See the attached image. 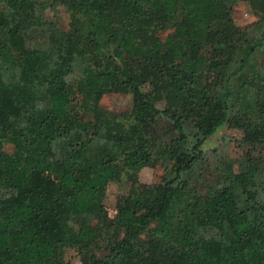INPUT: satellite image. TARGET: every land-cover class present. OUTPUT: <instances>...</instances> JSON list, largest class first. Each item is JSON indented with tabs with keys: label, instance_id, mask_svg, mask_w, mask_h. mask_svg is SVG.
Here are the masks:
<instances>
[{
	"label": "trees",
	"instance_id": "16d2710c",
	"mask_svg": "<svg viewBox=\"0 0 264 264\" xmlns=\"http://www.w3.org/2000/svg\"><path fill=\"white\" fill-rule=\"evenodd\" d=\"M239 2L257 20L235 25ZM109 93L128 109L102 107ZM221 127L238 157L203 151ZM110 182L128 186L112 218ZM70 248L80 264H264V0H0V264Z\"/></svg>",
	"mask_w": 264,
	"mask_h": 264
},
{
	"label": "rangeland",
	"instance_id": "374dc122",
	"mask_svg": "<svg viewBox=\"0 0 264 264\" xmlns=\"http://www.w3.org/2000/svg\"><path fill=\"white\" fill-rule=\"evenodd\" d=\"M47 18L55 25L61 28H66L68 23V14L61 6L52 9L47 13ZM258 15L252 11L247 2H239L233 8V21L237 26L248 25L257 20ZM140 67L146 69L149 62H140ZM73 77V75H72ZM130 96L121 93L104 94L99 98L98 103L112 111H124L128 109ZM240 139V132L234 129H227L225 127L219 128L212 136H210L203 146L205 153L209 152L215 147H220L222 152L229 157H238L240 150L236 148V142ZM6 152H12L10 144H4L2 147ZM161 166L156 164L154 166H145L138 170L136 175V183L138 189H147L152 183L157 182L161 174ZM126 183L110 182L107 184L104 192L103 204L106 209L108 217L112 218L115 213V202L127 190ZM50 194L55 195L59 199H63V194L57 186L49 185ZM62 264H80L76 251L72 248L66 249L62 255Z\"/></svg>",
	"mask_w": 264,
	"mask_h": 264
}]
</instances>
